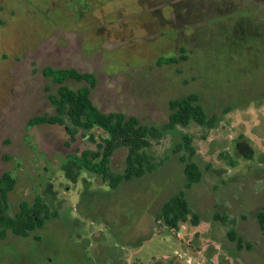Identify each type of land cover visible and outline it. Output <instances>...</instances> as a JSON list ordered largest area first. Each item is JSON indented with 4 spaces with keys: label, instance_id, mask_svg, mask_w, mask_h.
Here are the masks:
<instances>
[{
    "label": "rangeland",
    "instance_id": "obj_1",
    "mask_svg": "<svg viewBox=\"0 0 264 264\" xmlns=\"http://www.w3.org/2000/svg\"><path fill=\"white\" fill-rule=\"evenodd\" d=\"M139 1L0 0V177L17 181L11 215L37 197L59 214L27 238L0 239V264H264V0H187L184 21L164 9L168 25L151 22L144 15L154 9ZM46 67L95 74L91 98L103 113L163 124L171 100L196 95L219 123L169 134L151 150L169 157L164 166L112 190L73 159L96 148L81 133L67 144L64 127L29 126L55 113L49 95L59 86ZM184 134L203 176L191 189L173 154ZM126 157L115 153L114 172ZM181 191L200 224L171 231L157 216ZM216 214L236 219L242 250Z\"/></svg>",
    "mask_w": 264,
    "mask_h": 264
},
{
    "label": "trees",
    "instance_id": "obj_2",
    "mask_svg": "<svg viewBox=\"0 0 264 264\" xmlns=\"http://www.w3.org/2000/svg\"><path fill=\"white\" fill-rule=\"evenodd\" d=\"M180 60L185 61L186 57L161 58L157 64L159 66L173 65L178 64ZM42 74L59 86L56 95H49L55 113L36 116L29 121V126L64 127L70 139L67 144L76 142L78 134L81 133L96 148L84 150L80 155L75 154L73 159L82 169L100 178L112 190L118 189L124 182L141 179L164 166L169 157L158 159L151 150L169 134L179 129L187 130L192 124L205 130H212L219 123V117L209 116L196 95L171 100L169 117L163 124H144L139 118L120 112L103 113L91 98V92L97 86L95 74L51 67L44 68ZM68 80L84 82L88 86L72 89L66 85ZM203 139L206 138L203 137ZM193 141L192 136L184 134L182 143L177 144L173 150V154L178 155L185 165L186 189H191L203 178L197 163L193 161L196 155ZM121 149L127 150L126 165L122 173H117L113 171L111 165L115 153ZM16 184L17 181L10 172H5L0 177L1 240H5L9 233L27 238L31 233L44 229L48 222L59 219V214L52 210L42 197H37L32 204L22 202L19 211L11 215L9 195L14 191ZM157 218L171 231H179L189 222L195 227L200 224L198 214L190 208L185 191L179 192L166 201ZM214 218L229 228L230 241L237 243L238 249L242 250L244 242L237 235L236 219L221 214H216ZM257 219L264 234V210L258 213ZM246 247L249 250L252 249L251 244H246Z\"/></svg>",
    "mask_w": 264,
    "mask_h": 264
},
{
    "label": "flooded vegetation",
    "instance_id": "obj_3",
    "mask_svg": "<svg viewBox=\"0 0 264 264\" xmlns=\"http://www.w3.org/2000/svg\"><path fill=\"white\" fill-rule=\"evenodd\" d=\"M147 1L150 2V3L149 4L148 3H145ZM186 1L187 0H162L161 3L163 5H161L159 7V9H157L156 6L154 5V4H156L155 3L156 1H154V0H140L139 3L141 5H143V6L147 4V6L149 8H153L154 9L151 12L150 11L149 12H146L145 11L146 14L144 15V16H146L148 14L146 17L149 16V18L151 19V22H153V21H156L157 23L163 22V23H165V24L168 25V24H171L172 23V19L171 18L165 19V15L163 14L164 9L167 12H169L170 14L172 13V15L175 14L177 19H179L180 17H182L181 20L184 21V19H183L184 18V16H183V9L186 7L185 6L186 5ZM151 5H153V6H151ZM242 18H245V16H243ZM242 18H237V20L238 19H242ZM184 29L185 28H181L180 30H177V31L175 30V32H173V33L176 34L179 31L182 32V31H184ZM182 50H186V49H182Z\"/></svg>",
    "mask_w": 264,
    "mask_h": 264
}]
</instances>
